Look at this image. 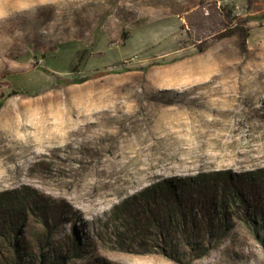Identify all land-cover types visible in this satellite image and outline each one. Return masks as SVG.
I'll return each mask as SVG.
<instances>
[{
	"label": "rangeland",
	"instance_id": "rangeland-1",
	"mask_svg": "<svg viewBox=\"0 0 264 264\" xmlns=\"http://www.w3.org/2000/svg\"><path fill=\"white\" fill-rule=\"evenodd\" d=\"M0 51V264H264V0H0Z\"/></svg>",
	"mask_w": 264,
	"mask_h": 264
},
{
	"label": "trees",
	"instance_id": "trees-1",
	"mask_svg": "<svg viewBox=\"0 0 264 264\" xmlns=\"http://www.w3.org/2000/svg\"><path fill=\"white\" fill-rule=\"evenodd\" d=\"M246 39H247V36H245V40H246ZM0 52H1V51H0ZM0 55H1V54H0ZM46 94H48V93H46V92H42L40 95H38L39 97H37V98L44 97V95H46ZM50 94H51V93H50ZM52 95H53V96H60V95H56V94H52ZM24 96H29V95H26V94H25ZM37 98H34V99H37ZM25 99H31V98H29V97H23V98L20 97V98H18V99H17V98H16V99H12V100L9 101V102H12V101H22V100H25ZM57 99H59V98H56V97H55L54 101H57ZM59 100H60V99H59ZM66 101H67V97L64 98L63 100H61V103H64V102H66ZM9 102H8V103H9ZM8 103H7V104H8ZM102 165H103V163H102ZM102 165H101V166H102ZM101 166H100V167H101ZM144 188H145V187H144ZM144 188H141V189L143 190ZM39 190H40L41 193H42L43 190H42L41 188H40ZM133 194H134V193H133ZM133 194H131V195H133ZM48 196L51 197V195H49V194H48ZM51 198L58 199V200L63 201V202H65V203L67 202L69 205H71L70 202H69L66 198H64V197H51ZM64 200H65V201H64ZM75 213H77V211H76ZM77 214H78V213H77ZM71 218H72V216H69V217H67L66 219H67L68 221H70ZM86 224H87V223H83L82 226L85 227ZM89 233H90V232H88V231L85 232L84 237H85L86 235H89ZM20 250H21V249H20ZM99 264H102V263H99Z\"/></svg>",
	"mask_w": 264,
	"mask_h": 264
}]
</instances>
